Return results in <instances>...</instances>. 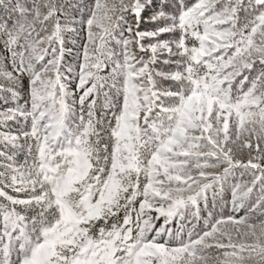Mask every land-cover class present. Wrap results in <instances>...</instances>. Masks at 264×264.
Wrapping results in <instances>:
<instances>
[{
    "label": "snow or ice",
    "instance_id": "1",
    "mask_svg": "<svg viewBox=\"0 0 264 264\" xmlns=\"http://www.w3.org/2000/svg\"><path fill=\"white\" fill-rule=\"evenodd\" d=\"M0 264H264V0H0Z\"/></svg>",
    "mask_w": 264,
    "mask_h": 264
}]
</instances>
